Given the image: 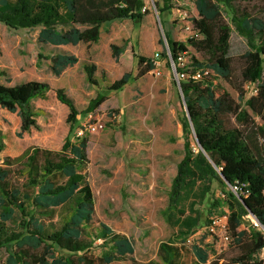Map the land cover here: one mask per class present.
Listing matches in <instances>:
<instances>
[{
	"label": "trees",
	"instance_id": "obj_1",
	"mask_svg": "<svg viewBox=\"0 0 264 264\" xmlns=\"http://www.w3.org/2000/svg\"><path fill=\"white\" fill-rule=\"evenodd\" d=\"M155 0L159 12L172 7L171 0ZM254 0H193L196 16L192 29L198 36L186 42L166 37L167 48L158 53L175 62L187 55L191 46L199 56L191 55L181 67L185 76L178 82L187 111L181 117L184 154L176 166L163 209L166 221L177 225L176 237L184 243L199 226L209 223L218 210L227 215L228 233L238 252L229 258H217L211 264H264L257 253L264 245L263 232L246 223L254 216L264 227V5ZM145 0H0V22L12 28H36L39 46L97 42L102 23L115 19L139 21ZM234 30L245 38L247 50L230 56L229 37ZM164 44L163 39H159ZM117 59L120 47L112 44ZM54 75L78 58L71 53L54 51L44 54ZM40 57L41 54L38 53ZM137 72L114 80L109 90L121 89L130 80L155 67V58L136 55ZM240 62L239 76L233 73V61ZM160 60V59H159ZM169 61V62H168ZM176 66L178 71L182 70ZM89 83L96 84V66L85 63ZM198 69L210 72L193 77ZM222 78L237 92L216 81ZM254 82L256 91L247 94L244 84ZM51 89L47 81L30 79L14 84L0 82V113L17 112L20 132L39 128L32 100ZM59 102L66 105L68 132L60 148L28 146L22 153L7 156L0 163V249L6 255L0 264H141L134 257L130 238L115 232L105 223L89 230L94 212V195L84 168L88 162V138L77 136L78 115L93 112L105 99L98 92L79 110L64 88L54 89ZM189 117H188V115ZM0 129V151L3 149ZM199 182L202 194L211 193L209 216L202 217L182 203ZM215 184L219 194L214 196ZM230 186H237V194ZM174 236V237H175ZM173 238V237H172ZM101 239L99 254L89 250ZM174 239V238H173ZM176 241H161L158 259L144 264H180ZM191 250L198 264L208 259L205 248L193 244Z\"/></svg>",
	"mask_w": 264,
	"mask_h": 264
},
{
	"label": "rangeland",
	"instance_id": "obj_2",
	"mask_svg": "<svg viewBox=\"0 0 264 264\" xmlns=\"http://www.w3.org/2000/svg\"><path fill=\"white\" fill-rule=\"evenodd\" d=\"M258 3L264 5V0H254L250 7L254 8ZM171 4L172 7L159 12L158 17L150 8L146 10L149 15L146 13L139 21L115 19L102 23L101 38L97 42L54 47L56 52L69 54L73 51L80 58L59 75L51 72L50 61L39 50L36 28H12L0 22V80L14 84L38 79L47 81L51 86L44 96L31 102L37 114L38 129L19 133L20 117L17 112L0 113L4 143L0 163L5 157L19 155L31 145L60 148L68 132V108L57 100L55 88L63 87L73 97L79 110L85 109L96 93H105L106 99L90 112L91 118L103 126L94 133L86 134L88 162L84 173L94 195L89 230L93 234V230L105 223L113 231L128 236L134 247L133 257L141 264L158 259L159 243L169 240L176 241L180 264H198L191 250L193 244L206 249L208 259L203 264H211L214 259L221 258L223 261L239 251L232 239L216 243L202 229L203 226H199L181 243L175 236L177 225L166 221L162 212L168 203V191L177 163L184 154L181 124L184 103L171 64L167 63L166 57L160 56L159 64L152 70L130 80L121 89H108L110 83L123 73L136 74V55L154 57L164 51L166 45L159 41L163 35L182 42L189 38L184 24L197 14L193 0H171ZM112 44L120 47L117 59L112 53ZM247 48L245 38L232 26L228 54L236 57ZM191 55L200 57L188 46L184 63H188ZM84 61L96 66V84L87 81ZM239 66L240 62L235 58L232 67L233 73L238 76ZM216 81L237 97V92L226 81L220 77H216ZM77 118L78 124H81L87 120V115L79 114ZM201 188L197 182L182 207L186 213L192 207L205 217L209 216L207 207L212 194L203 195ZM211 191L214 196L220 193L215 184ZM215 213H219L218 210ZM246 223L248 226L251 224L247 216ZM101 243V239L95 240L89 251L99 254L105 249L99 246ZM5 255V250L1 248V261Z\"/></svg>",
	"mask_w": 264,
	"mask_h": 264
},
{
	"label": "built area",
	"instance_id": "obj_3",
	"mask_svg": "<svg viewBox=\"0 0 264 264\" xmlns=\"http://www.w3.org/2000/svg\"><path fill=\"white\" fill-rule=\"evenodd\" d=\"M150 8L154 9V11L158 17V11H157L156 6H155V0H145L144 5L141 8V12H144ZM179 14L181 15V13H179ZM182 19H184V16H182ZM184 30L187 32L188 37L198 36V32L196 30L192 29L191 21L189 23L184 24ZM163 40H164V44L166 45V48L168 50L166 38L164 35H163ZM183 57H184V55H179L177 57L176 62L172 58H170V64H171L173 71L175 73V78H176L177 83L179 82V80L181 78H183L185 76V72L181 68V67H184V65L186 64V63H184ZM154 58H155V61H154L155 65L159 64V59H158L157 54H156V56H154ZM176 66L180 67L182 70L178 71L176 69ZM208 72H210L209 69H198L194 72L193 77L197 78V77H200L202 74H207ZM244 88L246 89L247 94H249V95L255 93V91H256V87H255L254 82H249V81L246 82L244 84ZM102 126H103L102 123L92 119L91 115L89 113V114H87V120L83 121L80 124V126L77 127L76 135L81 136V135L88 134V133L89 134L94 133L98 129L102 128ZM230 189L232 192L237 194V191H238L237 186H230ZM246 216L249 219H251L252 226L260 229L264 234V227L258 222V220L250 214H248ZM202 229L216 243L227 242L230 240L229 233H228L227 215L224 213H212L209 217V223L207 225L203 226ZM257 255L260 258H264V245L260 248Z\"/></svg>",
	"mask_w": 264,
	"mask_h": 264
},
{
	"label": "crops",
	"instance_id": "obj_4",
	"mask_svg": "<svg viewBox=\"0 0 264 264\" xmlns=\"http://www.w3.org/2000/svg\"><path fill=\"white\" fill-rule=\"evenodd\" d=\"M146 15H149L148 13L146 14ZM145 14H144V17L146 16ZM100 38H101V31H100ZM99 38V39H100ZM79 44H89V43H83V42H80V43H77V44H75V45H79ZM68 45H71V44H66V45H58V47H64V46H68ZM39 46V45H38ZM71 46H74V45H71ZM51 48H52V45H47L46 46V48H45V46H39V50L41 51V52H44V54H46V55H51V54H53L54 53V51L53 50H51ZM70 53H72V54H74L75 52H70ZM49 60V59H48ZM78 61H80V58L78 57ZM83 63H86L85 61L83 62ZM67 67H71V66H67ZM66 67V68H67ZM65 69V68H64ZM63 69V70H64ZM27 80H30V79H27ZM38 80V79H37ZM23 81H26V80H23ZM0 82H3L2 80H0ZM19 82H22V81H19ZM15 83H18V82H15ZM63 88V87H62ZM67 93V92H66ZM68 94V93H67ZM69 95V94H68ZM72 97V96H71ZM73 98V97H72ZM66 106V105H65ZM67 107V106H66ZM6 112H8V111H4V113H6ZM47 148H51V147H47Z\"/></svg>",
	"mask_w": 264,
	"mask_h": 264
},
{
	"label": "water",
	"instance_id": "obj_5",
	"mask_svg": "<svg viewBox=\"0 0 264 264\" xmlns=\"http://www.w3.org/2000/svg\"><path fill=\"white\" fill-rule=\"evenodd\" d=\"M179 91H180V93H181V90H180V88H179ZM181 96H182V93H181ZM182 102L184 103V101H183V100H182ZM184 109L187 111L186 107H184ZM187 115H188V113H187ZM188 117H189V115H188Z\"/></svg>",
	"mask_w": 264,
	"mask_h": 264
}]
</instances>
